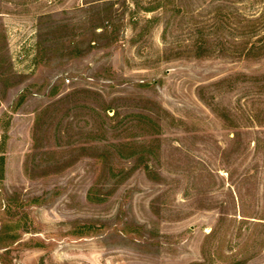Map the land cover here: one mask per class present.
Masks as SVG:
<instances>
[{
	"label": "rangeland",
	"instance_id": "obj_1",
	"mask_svg": "<svg viewBox=\"0 0 264 264\" xmlns=\"http://www.w3.org/2000/svg\"><path fill=\"white\" fill-rule=\"evenodd\" d=\"M0 264H264V0H0Z\"/></svg>",
	"mask_w": 264,
	"mask_h": 264
}]
</instances>
